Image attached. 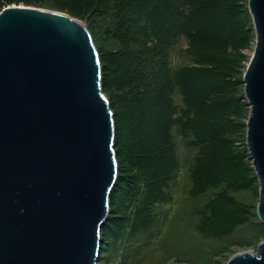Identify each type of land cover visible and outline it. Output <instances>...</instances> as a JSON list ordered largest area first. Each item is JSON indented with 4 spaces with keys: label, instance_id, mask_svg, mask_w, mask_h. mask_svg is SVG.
I'll use <instances>...</instances> for the list:
<instances>
[{
    "label": "water",
    "instance_id": "95a60500",
    "mask_svg": "<svg viewBox=\"0 0 264 264\" xmlns=\"http://www.w3.org/2000/svg\"><path fill=\"white\" fill-rule=\"evenodd\" d=\"M240 79L264 223V0ZM88 28L47 9L0 11V264H97L117 179L113 112ZM226 264H264V242Z\"/></svg>",
    "mask_w": 264,
    "mask_h": 264
},
{
    "label": "rangeland",
    "instance_id": "374dc122",
    "mask_svg": "<svg viewBox=\"0 0 264 264\" xmlns=\"http://www.w3.org/2000/svg\"><path fill=\"white\" fill-rule=\"evenodd\" d=\"M7 1L0 11L19 5L56 11L79 20L88 28L101 66L117 47L99 16L85 20L27 0ZM236 1L240 19L249 33L245 42L237 43V49L232 50L229 45L218 54L229 68L214 72L236 81L219 100L226 106L228 116L218 123L221 127L218 155L211 154L207 142L203 145L194 142L191 131L178 129L170 166L163 171L167 172L169 167L172 170L161 181L150 182L127 167L122 153L126 136L116 123L117 179L100 232L103 243L97 264H226L232 255L255 251L264 242V223L257 218L259 184L246 147L249 108L240 83L255 35L247 0ZM52 2L44 0V4ZM188 47L187 38H180L171 53L170 61L176 69L193 66V52ZM105 69L102 66L103 78L108 73ZM103 94L117 121L119 111L114 91Z\"/></svg>",
    "mask_w": 264,
    "mask_h": 264
},
{
    "label": "trees",
    "instance_id": "16d2710c",
    "mask_svg": "<svg viewBox=\"0 0 264 264\" xmlns=\"http://www.w3.org/2000/svg\"><path fill=\"white\" fill-rule=\"evenodd\" d=\"M26 2L80 19L102 18L101 25L117 47L102 65L108 73L101 76V89L114 91L119 111L118 120L113 119L115 144L117 123L126 136L122 153L132 172L150 182L164 179L172 170L163 171L173 157L178 129L191 131L194 142H207L211 154L218 155V123L228 116L220 96L236 85L229 75L214 72L229 68L218 54L229 45L237 49V43L245 42L249 33L240 19L238 1H224L228 5L223 0ZM7 3L0 0V9ZM183 37L193 52V66L176 69L171 53Z\"/></svg>",
    "mask_w": 264,
    "mask_h": 264
}]
</instances>
